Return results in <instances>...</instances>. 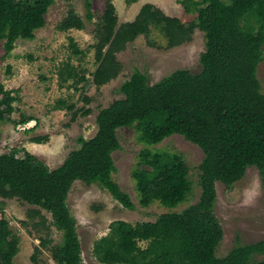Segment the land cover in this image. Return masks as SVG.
<instances>
[{
    "label": "trees",
    "instance_id": "1",
    "mask_svg": "<svg viewBox=\"0 0 264 264\" xmlns=\"http://www.w3.org/2000/svg\"><path fill=\"white\" fill-rule=\"evenodd\" d=\"M55 0H0V42L5 55L19 39H32L46 25V14ZM134 2L138 0H132ZM189 22L145 3L131 21L119 22L113 0H106L93 36L97 67L90 80L81 64L87 52L70 44L73 57L62 64L58 76L80 88L92 81L107 84L122 71L118 53L134 41L147 26H157L170 46L192 38L199 28L205 33L201 70L179 69L151 85L147 74L136 70L120 87L124 97L102 108L96 118L97 132L78 138L79 147L64 162L50 167L36 154L12 148L0 153V197L17 198L51 214L52 224L62 233L61 242L43 239L31 256L43 264L41 246L50 247L55 264H85L77 220L68 204L74 182L99 184L124 207L133 210L131 196L112 175L116 170L113 152L121 147L118 130L134 127L149 143L180 134L204 152L199 166V200L181 212H165L154 221L115 220L93 246L102 264H264V240L235 246L226 256H217L224 229L216 215L217 188L231 187L250 166L259 170L264 191V94L260 91L258 66L264 58V0H181ZM86 19L93 21L92 0H85ZM85 19L70 9L58 29H84ZM90 100L89 97H85ZM15 98L0 80V124L12 122ZM73 117L75 104L61 100ZM89 112V110H86ZM84 113V112H83ZM82 113V114H83ZM31 120L27 117L22 123ZM37 142V139H33ZM132 176L139 202L148 207L154 201L175 208L192 190L189 166L182 156L143 149ZM0 201V206H3ZM43 217V215H42ZM145 243V245H142ZM20 238L6 217L0 218V264H14Z\"/></svg>",
    "mask_w": 264,
    "mask_h": 264
},
{
    "label": "rangeland",
    "instance_id": "2",
    "mask_svg": "<svg viewBox=\"0 0 264 264\" xmlns=\"http://www.w3.org/2000/svg\"><path fill=\"white\" fill-rule=\"evenodd\" d=\"M181 0H113L119 22L131 21L145 3H153L165 13L189 22L195 14L185 12ZM228 1V0H225ZM106 0H92L93 21L85 17V0H55L46 14V25L35 32L32 39H19L14 50L5 55L3 42H0V80L15 98L11 103L12 122L0 124V153L12 148L28 150L43 159L50 167L60 166L68 154L79 147L78 138H90L97 132L96 118L102 108L124 97L121 85L139 70L148 76L151 85L158 83L179 69L199 72L201 54L205 51V33L197 28L192 38L179 45L170 46L157 26H147L141 34L117 55L122 63L120 74L105 85L97 87L90 82H82L78 89L71 81L58 76L62 64L73 57L72 41L87 54L80 63L86 76L92 80V72L97 63L94 27L104 10ZM75 9L84 19V29L61 31L58 24ZM257 76L260 91L264 94V58L258 66ZM89 97L90 100H86ZM61 100L67 105L75 104L78 115L66 108H59ZM89 110V112H86ZM84 112V113H83ZM83 113V114H82ZM30 117L27 123L22 120ZM121 147L113 152L116 166L112 177L127 192L135 204L130 210L115 200L99 184H86L76 181L68 194V204L77 220L78 233L82 243V256L85 264H102L94 253L95 241L105 235L109 225L115 220L154 221L165 212H181L196 203L201 194L199 184L200 169L204 152L200 146L180 134H173L157 143L145 141L134 127L118 130ZM33 139H37L34 142ZM159 151L168 156L179 155L189 166L192 190L187 199L175 208L167 207L158 201L144 207L139 202V193L132 176L137 167L139 153L143 149ZM216 215L224 229V236L217 247V256H226L235 246L264 240V191L256 166H250L243 178L231 187L222 182L216 183ZM0 218L6 217L12 230L20 238L19 252L14 264H34L31 256L43 239H52V244L61 242L62 233L52 224L51 214L38 206L17 198L3 199ZM145 245V243H142ZM51 246L42 247L40 259L43 264H55ZM264 254L257 258L261 259Z\"/></svg>",
    "mask_w": 264,
    "mask_h": 264
}]
</instances>
